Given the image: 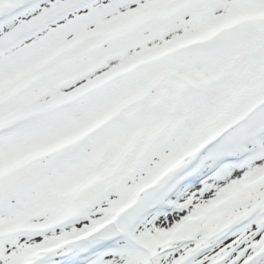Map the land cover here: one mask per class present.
Instances as JSON below:
<instances>
[{
	"label": "snow or ice",
	"instance_id": "1",
	"mask_svg": "<svg viewBox=\"0 0 264 264\" xmlns=\"http://www.w3.org/2000/svg\"><path fill=\"white\" fill-rule=\"evenodd\" d=\"M0 264H264V0H0Z\"/></svg>",
	"mask_w": 264,
	"mask_h": 264
}]
</instances>
